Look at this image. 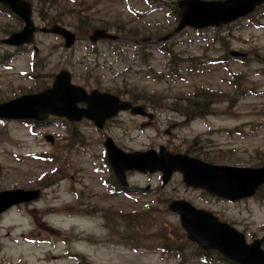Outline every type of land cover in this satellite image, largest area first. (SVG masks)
<instances>
[{
	"label": "rangeland",
	"instance_id": "374dc122",
	"mask_svg": "<svg viewBox=\"0 0 264 264\" xmlns=\"http://www.w3.org/2000/svg\"><path fill=\"white\" fill-rule=\"evenodd\" d=\"M29 1L36 26L54 16L79 38L67 49L39 32L35 51L0 43V102L36 92L66 69L74 84L136 98L153 118L122 112L101 131L89 121L0 119V193L28 196L1 216L0 264H232L194 249L166 205L186 199L251 240L264 235V186L237 201L185 187L180 174L162 185L160 173L131 171L122 186L105 165L102 142L110 136L126 151L164 145L214 164L264 165V3L227 26L173 34L177 0ZM3 10L0 39L22 27ZM97 28L113 38L90 42ZM200 91L211 92V101L192 102L209 103V113L176 110L175 101L184 104L178 98ZM66 251L76 257L63 258ZM46 252L62 257L40 261Z\"/></svg>",
	"mask_w": 264,
	"mask_h": 264
},
{
	"label": "water",
	"instance_id": "95a60500",
	"mask_svg": "<svg viewBox=\"0 0 264 264\" xmlns=\"http://www.w3.org/2000/svg\"><path fill=\"white\" fill-rule=\"evenodd\" d=\"M264 0H179L177 5L178 25L174 32L186 25L201 28L208 25L227 23L244 15ZM25 22L20 32L11 34L3 42L20 45L32 39L33 26L30 3L25 0H0ZM44 31L61 34L65 38V46H69L75 36L58 25ZM108 35L103 29H95L89 38L96 41ZM168 36L164 37L167 38ZM86 103L79 108L77 103ZM119 110H130L132 114H140L151 118L152 115L140 105H132L120 100L110 93L92 90L87 93L83 88L70 84L67 71H60L53 81L52 87L37 94L25 95L13 101L0 104V116L15 115V117H34L43 119L48 114L66 116L70 119L86 117L101 128L104 121L115 115ZM9 112H18L10 114ZM108 150V159L118 180L125 184V172L129 169L140 172L162 173L163 183H166L173 172L181 174L186 187L202 189L210 195L228 200H236L253 195L256 189L264 183V166L257 168L234 167L228 165H213L186 153H173L164 146L158 151L149 149L142 152H124L107 137L104 142ZM18 191L0 193V212L11 204L25 201L27 197H15ZM23 193V192H22ZM36 195L37 192H31ZM14 196L5 200L6 197ZM169 210L179 215L181 227L186 236L199 247L209 250L216 249L224 257L239 264H264V237L245 242L244 235L232 226L218 220L211 212L195 208L184 199L173 200L168 204Z\"/></svg>",
	"mask_w": 264,
	"mask_h": 264
},
{
	"label": "trees",
	"instance_id": "16d2710c",
	"mask_svg": "<svg viewBox=\"0 0 264 264\" xmlns=\"http://www.w3.org/2000/svg\"><path fill=\"white\" fill-rule=\"evenodd\" d=\"M46 22H47V25H51V24L57 23V18L54 17V16L53 17H49L46 20ZM81 22L86 23L85 18H83ZM210 94H211V92L200 91V92L196 93L195 96H192V97L187 96V97H183V98H178V99H181V101L184 102V104L179 105L175 101L174 105H176V106L179 107V109H176L178 112L182 111L186 115L187 114H193L195 110H198L201 115H204V114L209 113V111H210L209 110L210 104L209 103L207 104V108L201 109L200 104H195L192 101L194 100L195 97L200 98V100H204V99L207 98L208 95H209V99L211 101ZM130 100H132L133 102H136V98H132ZM191 106H192V108H190Z\"/></svg>",
	"mask_w": 264,
	"mask_h": 264
},
{
	"label": "bare ground",
	"instance_id": "6f19581e",
	"mask_svg": "<svg viewBox=\"0 0 264 264\" xmlns=\"http://www.w3.org/2000/svg\"><path fill=\"white\" fill-rule=\"evenodd\" d=\"M46 238L47 237H44L43 239H40L37 243H39L40 245H44V243L46 242ZM54 238H56V236H54V237H51V241H54L55 239ZM59 240V238L57 237L56 238V242ZM34 241H36V240H34ZM38 244V245H39ZM62 257V254L61 253H58V254H52L51 255V258H61ZM41 261H43L44 259H45V256H40V258H39Z\"/></svg>",
	"mask_w": 264,
	"mask_h": 264
}]
</instances>
